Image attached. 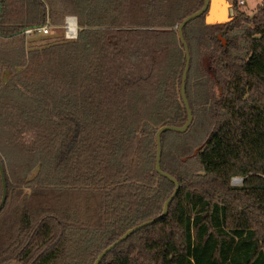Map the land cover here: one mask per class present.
<instances>
[{"label":"trees","instance_id":"obj_1","mask_svg":"<svg viewBox=\"0 0 264 264\" xmlns=\"http://www.w3.org/2000/svg\"><path fill=\"white\" fill-rule=\"evenodd\" d=\"M225 1L228 21L183 27L192 116L194 66L209 102L199 170L166 160L181 132H163L179 190L98 264H264V0L252 18ZM203 2L0 0V264H92L161 213L174 184L155 170V132L186 121L177 26ZM67 15L76 39L26 50L25 29Z\"/></svg>","mask_w":264,"mask_h":264},{"label":"rangeland","instance_id":"obj_2","mask_svg":"<svg viewBox=\"0 0 264 264\" xmlns=\"http://www.w3.org/2000/svg\"><path fill=\"white\" fill-rule=\"evenodd\" d=\"M261 0H244V4H240L239 9L245 13V15L250 18L254 17L257 12V6L261 4ZM209 16L212 20H223L224 18H228L227 6L224 0H211V6L209 8ZM225 16V17H224ZM209 17V18H210ZM50 22V21H49ZM51 33L49 36H40L38 34L28 37L27 39H34V41L26 48H43L44 46L65 40L62 36V25L54 26L50 23ZM29 41V40H28ZM30 45V46H29ZM35 46V47H33ZM9 72L5 71L3 73V82L9 77ZM204 77H201L199 69L194 66L190 74V97L193 101V116H192V124L185 131L180 134L168 133L164 140V154L166 160H172L174 157H179L184 160V167L186 165L192 171L199 170V166L197 164V160L190 156L194 152L197 151V148L201 146L202 142L206 138V130L208 129L204 122L203 113L209 106V102L206 103V89L203 82ZM202 122V123H201ZM203 127V128H202ZM205 128V129H204ZM187 146L185 149L184 147ZM189 145V146H188ZM4 155V154H3ZM35 173V171L33 172ZM230 185L233 187H238L242 185V179L240 177H233L230 180Z\"/></svg>","mask_w":264,"mask_h":264},{"label":"water","instance_id":"obj_3","mask_svg":"<svg viewBox=\"0 0 264 264\" xmlns=\"http://www.w3.org/2000/svg\"><path fill=\"white\" fill-rule=\"evenodd\" d=\"M226 6H227V13H228V18H224L223 20H212L211 17L209 16V8L211 6V0H204L203 5L200 9H198L197 11L191 13L190 15L186 16L177 26V32H178V38L184 48V53H185V65L183 68V72H182V76H181V82H180V96L182 99V102L184 104V107L186 109V114H187V118L186 121L183 125L181 126H176V125H163L160 126L157 131L155 132V144H156V157H155V170L158 174H160L161 176L165 177L166 179H168L169 181H171L174 184V190L173 192L169 195V197L164 201L163 207H162V211L159 215H157L156 217L143 221L139 224H137L136 226L126 230L116 241L112 242L111 244H109L107 247H105L95 258V260L93 261L92 264H98L100 262V260L102 259V257L110 250L112 249L116 244H118L119 242L125 240L131 233L135 232L136 230L150 225L152 223H154L155 221H158L160 219H162L167 212L168 209V205L170 204V202L172 201V199L175 197V195L177 194L178 190H179V183L178 181L169 173L165 172L162 170L161 166H160V160H161V134L163 132L166 131H177V132H185L187 130V128L189 127L191 121H192V112L189 106V102L186 96V79H187V72L189 69V62H190V54H189V49H188V45L187 42L184 39L183 36V27L191 20L199 17L200 15L205 13V22L206 23H216V22H225L228 21L230 19V17L233 14V10L231 7L228 6L227 2L224 0ZM210 17V18H209ZM225 17V16H224ZM0 177H1V184H2V194H1V199H0V209L2 208L4 202H5V198H6V179H5V175H4V169L0 164ZM10 264H19V263H10Z\"/></svg>","mask_w":264,"mask_h":264},{"label":"built area","instance_id":"obj_4","mask_svg":"<svg viewBox=\"0 0 264 264\" xmlns=\"http://www.w3.org/2000/svg\"><path fill=\"white\" fill-rule=\"evenodd\" d=\"M239 4H244V0H239ZM62 36L66 40H74L77 37V32H78V25H77V20L76 17L73 15H67L64 18V22L62 24ZM24 33L27 37H32L36 34L40 36H49L51 33L50 30V22L47 19V21L40 25V26H35V27H29L24 30Z\"/></svg>","mask_w":264,"mask_h":264}]
</instances>
